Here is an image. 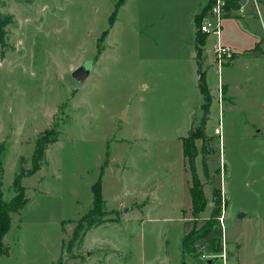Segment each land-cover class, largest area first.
Listing matches in <instances>:
<instances>
[{
  "label": "rangeland",
  "instance_id": "rangeland-1",
  "mask_svg": "<svg viewBox=\"0 0 264 264\" xmlns=\"http://www.w3.org/2000/svg\"><path fill=\"white\" fill-rule=\"evenodd\" d=\"M119 1L0 0V14L13 17L0 50L3 199L15 194L20 157L30 167L37 135L52 126L59 132L45 163L21 180L28 201L12 216L6 241L15 257L0 264H264V52L214 69L217 88L199 130L203 96L178 35L198 0ZM255 1L260 17L254 0H239V8L224 0V19L255 18L247 30L225 21L223 41L237 51L249 35L264 40V0ZM200 58L198 72L208 74ZM85 61L91 73L75 82L69 66ZM188 133L199 135L194 161L183 160ZM101 169L106 222L68 253ZM192 171L206 200L194 212ZM208 218L222 240L209 233L184 250L189 229ZM211 238L219 251L209 250Z\"/></svg>",
  "mask_w": 264,
  "mask_h": 264
},
{
  "label": "trees",
  "instance_id": "trees-1",
  "mask_svg": "<svg viewBox=\"0 0 264 264\" xmlns=\"http://www.w3.org/2000/svg\"><path fill=\"white\" fill-rule=\"evenodd\" d=\"M121 1V0H120ZM119 1V2H120ZM226 5H228L229 2H233L235 4H232L233 7L239 8V0H225ZM118 2V4H119ZM207 7L205 10H207L210 6L209 2L207 3ZM229 12H227L228 14ZM226 15V14H225ZM195 16V26L197 27L201 21L197 20V17ZM227 17V15L225 16ZM13 17L12 15L8 14H0V50L1 54L3 49L6 46V27L13 23L12 21ZM196 49H197V55L200 56L202 53V45H204L206 40V35L200 33L198 30H196ZM198 89L200 94L203 96V103L201 104V109L203 110V115L200 119V127L199 130H201L205 126V121H207V116L209 114V107L211 104V95L209 94L208 88L206 86V79L204 78V74L200 73L198 74ZM55 125V124H54ZM59 132L55 126L49 127L46 131L43 133H40L37 135L35 140L33 141V151L31 153L30 159L31 164L29 168H25L23 166V163L25 162V159L20 157V167L18 169V172L16 173L13 181H12V187L15 190V194L10 199L6 200L3 199V193L2 190H0V255H5V253L8 252L6 247L3 244V238L5 237V233L10 229L12 224V216L19 214L20 209H22L27 201V194L25 187L21 184V180L25 176H32L34 175L36 171H38L41 166L45 163V154L50 145H52L54 142L58 140ZM198 136H189V133L187 136L183 137L182 140V153L189 161H194L197 155V149L195 144V139H197ZM107 156V154H106ZM107 159V158H106ZM107 164V160L103 163L102 167ZM0 170L1 169V160H0ZM101 174L98 177V179L94 182V184L91 186L92 190V206L91 208L80 216V219L76 222L73 230H72V236L71 238L66 242V251L68 253L72 252L73 246H78L81 244V241L83 240L84 236L86 235V232L89 231L92 228H95V226L101 225L106 222L105 215V202L102 195V187H101V177H102V169L100 170ZM192 178H191V188H190V194H191V200H192V206L191 211L194 212L195 207L197 206V203L201 202L200 209L204 208V204L206 202L204 193L202 190V186L199 184L198 177L196 176V172L192 171ZM1 187V182H0ZM218 191V200H220V193L221 190L219 188H216ZM216 200L214 203L217 204L219 201ZM220 204V203H219ZM217 213H220V208L217 210ZM215 219L208 218L206 222H204L201 227L197 229H192L189 233L186 234V237L183 239V245L184 250L191 253L192 244L194 243L196 238L206 237L210 233V228L213 225ZM200 234V235H199ZM198 235V236H197ZM197 236V237H196ZM193 238L191 241L189 239ZM189 241V242H188ZM209 250L211 252H216L221 249V244L219 239H210L209 240ZM62 245H65L63 242ZM191 251V252H190Z\"/></svg>",
  "mask_w": 264,
  "mask_h": 264
},
{
  "label": "crops",
  "instance_id": "crops-1",
  "mask_svg": "<svg viewBox=\"0 0 264 264\" xmlns=\"http://www.w3.org/2000/svg\"><path fill=\"white\" fill-rule=\"evenodd\" d=\"M207 3H208L207 0H204V1L198 0L196 2L195 8L188 13L187 23L184 25V27H180V29L178 31V35H180V38H179L180 50L182 52H185V55H184L185 59L189 60V62L191 64H193V66H194L193 71H194V73L196 72L197 88H198V81H199V79H198V74H199L198 71L199 70H198V65L196 64V57H201L200 60H202L203 63L206 64V67H209V71H207L209 73L208 74L207 73L206 74L204 73V78L206 79L209 92L212 94L213 90L216 91V88H217L216 87L215 89H213L214 87L212 86V83H211L214 80L213 79L214 72H215L214 69L215 68L217 69L216 65L213 64L212 52L209 49V45H210L211 41L213 40V37H211V36L210 37H206L205 43L201 47L202 48V53H201L200 56L197 55V49H196V36H197V34H196V32H197L196 30L197 29L196 28L197 27L195 26V21H196L195 16H198V15H200L202 13V10L208 5ZM146 13L147 14H150L149 11H146ZM253 19H255V18H252L249 15L248 16H241L240 15L239 18H235V17H225L224 22H223V28L225 26V24H224L225 21L226 20H231L230 27L232 29H233V26L235 27V25H236L235 23H237V25L239 27L246 28V30H247L248 23L251 20H253ZM244 24H245L246 27L243 26ZM262 24H263V22H262ZM153 25H154V22L152 20H150L149 21V26H148L149 27L148 28V34L151 35V37L153 35V32H152ZM223 28H222V33H223ZM262 29H263V27H262ZM263 32H264V29H263ZM154 37H155V35H154ZM247 39H249V41H248L249 42V46L248 47H245V48H241L239 51H237L235 49V47L232 46V43H230L228 40L223 41L224 39H223V35H222V41H223V43L225 45H227L229 48H231L234 51V54H235L234 55V58L231 61H229V63H227V64L230 65L232 61L237 60L240 57H243L244 58V57L249 56L251 58L252 57H255L256 58L258 56L257 55L256 56H253V53H255L258 50H262L264 52V40H263V37L255 40V36L252 37L251 35H249V37H247ZM253 50H255V51H253ZM224 66H226V65H224ZM222 69H221V71H222ZM222 84H224V86H222V88H224L225 89V92H227V84L224 83L223 80H222ZM198 91H199V89H198ZM182 155H183V153H182ZM183 160H185V156L184 155H183ZM191 186L192 185L190 183L189 184L188 192H189V200H190L191 206H192V200H191V194H190V188H191ZM102 195H103V191H102ZM91 202H92V199H91ZM238 215L239 216H242V217L245 216V214H238ZM259 223H260V225H259V227H260L259 233H260V235L262 237V240H263L262 232L264 233V216H260V222ZM201 225L199 227H201ZM189 230L192 231L191 228ZM210 230H211L210 233L211 234L213 233V237L214 236H218L220 238V240H222V237L219 234V229H217V232H212V229H210ZM8 232H9V230L5 233V237L3 238V244L6 247V249L8 250V252L5 253V255H0V263L6 261V259H14V257H15L14 254L12 253V250H10L11 248H10L9 244H6L7 236H9L8 235ZM211 239H216V238H211ZM237 246H239V244H237ZM225 248H226V250L228 249V244L225 245ZM260 251L261 252L259 253V255H260L261 258L264 259V244L261 247V250ZM262 253H263V256H261Z\"/></svg>",
  "mask_w": 264,
  "mask_h": 264
},
{
  "label": "built area",
  "instance_id": "built-area-1",
  "mask_svg": "<svg viewBox=\"0 0 264 264\" xmlns=\"http://www.w3.org/2000/svg\"><path fill=\"white\" fill-rule=\"evenodd\" d=\"M210 6L207 11V15L202 18L201 23L197 26V30L205 34L207 37H213L209 45V49L212 52L213 61L217 65V69L220 72L222 67L233 59V50L225 45L222 41V28L224 20V0H208ZM258 15L260 17L259 8L260 3L254 0ZM264 29V24H262Z\"/></svg>",
  "mask_w": 264,
  "mask_h": 264
},
{
  "label": "water",
  "instance_id": "water-1",
  "mask_svg": "<svg viewBox=\"0 0 264 264\" xmlns=\"http://www.w3.org/2000/svg\"><path fill=\"white\" fill-rule=\"evenodd\" d=\"M69 68L72 70L71 78L75 82H79V83H84V81L89 77L92 69V67L89 64V61L83 62L75 69H73L72 66H69Z\"/></svg>",
  "mask_w": 264,
  "mask_h": 264
}]
</instances>
